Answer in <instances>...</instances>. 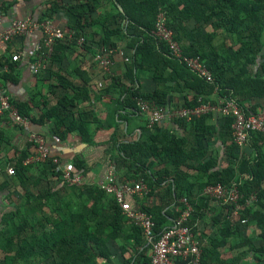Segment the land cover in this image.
Instances as JSON below:
<instances>
[{
	"label": "trees",
	"instance_id": "obj_1",
	"mask_svg": "<svg viewBox=\"0 0 264 264\" xmlns=\"http://www.w3.org/2000/svg\"><path fill=\"white\" fill-rule=\"evenodd\" d=\"M104 2H110L114 11L113 19L103 23L104 33L101 45L115 47V43H108L112 35H117L119 38L132 35L128 45L130 50L134 51L133 66L130 68L132 76L129 77L133 84L125 87L124 106L131 107L138 112L135 96H143L162 105L168 102V90L159 87L151 94H145L140 90L138 87L140 72H151L157 83L160 80L178 79L179 75H188L194 93L191 97H186L182 107H194L204 101L214 99L216 86L219 87L218 95L238 98L249 114L256 113L263 105L264 0H86L84 3L70 4L66 7L55 2L48 6L39 20L50 21V18H53L54 14L61 9L66 10L70 21L69 27L74 31L75 39L66 41L65 44L57 42L49 59L56 57L60 44L64 48L69 47L72 42L79 45L77 40L81 37L85 38V42L79 46L87 49L86 26L90 22L89 18L100 10ZM160 11L165 12L168 26L175 32L176 39L181 44L185 55L200 57L213 74V83H207L179 60L174 59L166 44L153 36L152 32ZM125 20L128 21L127 27L123 25ZM115 22H120V27L108 33L109 25ZM209 28L211 31L208 30ZM132 30L134 34L130 33ZM220 33L225 37L217 44L216 40L221 38ZM102 46L99 45V47ZM42 58L47 57L42 56ZM2 68L4 65L0 63V80H11L9 75L12 71L11 67L9 66L6 72ZM168 70H170V75L166 78L165 73ZM63 80L65 81L64 78ZM114 84L122 86L121 81H116V79ZM60 85L66 87L63 82ZM75 98L61 95L56 105L47 108L41 116L43 119L53 121L56 128L65 126L64 132L54 130L58 137H65L67 132L77 129L82 131L83 135L91 136L92 134L91 128L85 122H81L72 115L70 104ZM29 103L30 101H26L14 103V105L21 115L29 117ZM209 114L191 119L189 125H192L197 138L193 142L195 146L189 149L185 148L188 139L170 136L168 131L158 130L157 126L152 132L147 129L146 123V130L150 131H147L150 134L149 141L121 142L115 162L116 172L121 181L143 180L149 187L150 191L143 197H133V206L135 209L152 215L155 221V234L158 238L166 227L173 224L174 219L179 215V209L183 206L181 199L187 197L194 204V211L187 225L195 232L198 229V219L205 217L210 205L215 206L214 209L217 210L214 217V222L218 226L216 234L211 241L207 240L203 244L201 264H211L208 254L212 251V247L222 244L230 245L234 251L233 256L226 260V264H242V262L244 264H264V147L257 146L258 141L264 140V133L257 131L252 133L250 143L255 142L253 144L256 146V154L252 157L244 155L240 159V164L231 162L223 169H216L215 163L208 161L192 166L188 161L205 157L207 147L204 146V141H209L213 130L216 131L214 126L207 123ZM43 119L32 120L40 122ZM186 119L177 118L176 120L181 121L180 124L187 125L183 122ZM233 121L231 117L225 121V132L232 138L231 143L226 142L225 144L227 152L235 157L233 154L235 143L232 137ZM41 161L48 166L53 165L54 167H51L54 169L58 165L53 163L51 156ZM183 166L187 169L185 170ZM191 168L198 171L196 180L203 189L209 184L229 185L236 182L245 198L257 194L258 200L248 205L240 217L232 220L229 217L232 204H219L207 196L192 195L191 185L183 191L180 189L191 177L192 174L188 171ZM60 171L61 169L56 173L63 178V170ZM91 191L95 193L91 194L95 200H100L104 206V210H100L98 202L95 201L90 212H96L98 217L96 215V218H93V223L88 215L76 211L77 214L71 215L70 219L54 220L52 223L54 229L51 232L43 229L41 234H35L31 238H25L27 236H23L21 232L7 233L4 238L9 247L7 251L17 245L18 258L23 261L42 258L44 263L46 260H51L52 264H115L107 242L110 238H120L123 241L120 264H150L151 257L146 253L149 246L146 245L142 229L134 224L132 234L123 235L124 225L128 220L122 215V209L116 198H111L108 202L109 207L106 208V193L101 188H91ZM154 196L164 199L165 202L168 198V203L147 206L145 201L150 202ZM100 215L102 219L99 218ZM244 218L249 219L248 223L240 224L239 221ZM6 222L8 225L11 220ZM249 227L255 228L253 234L245 232V228ZM133 236L136 243L142 245V249L140 247L133 250V246L129 243ZM4 239L2 238L1 241ZM24 239H27L26 242L23 241ZM7 251H3L5 260L15 262V257L7 256ZM252 253L253 259L247 261ZM100 257L105 261L99 262ZM55 258L58 260L54 261ZM178 261L181 264H192L190 259Z\"/></svg>",
	"mask_w": 264,
	"mask_h": 264
},
{
	"label": "crops",
	"instance_id": "obj_2",
	"mask_svg": "<svg viewBox=\"0 0 264 264\" xmlns=\"http://www.w3.org/2000/svg\"><path fill=\"white\" fill-rule=\"evenodd\" d=\"M55 2L66 7L70 4L84 3L86 0H0V35L4 28L15 19L24 20L31 17L42 22L39 20L42 13ZM113 11L112 4L104 2L100 10L95 12L92 18H89L90 22L86 26L87 49L79 46L80 44H73V42L67 48L60 44L56 57L53 59L42 58V67L40 66L37 72L32 71L30 66L35 63V57H38L37 50L42 45L40 32L15 37L7 44L0 42V63L4 65L2 69L4 72L8 71L9 66L12 69L9 74L12 81L0 80V89L9 95L14 103L30 101L28 104L29 117H27L26 124L16 123L7 112H4L0 117V264H52L51 260H46L44 263L42 258H36V260L31 258L29 261L21 260L18 258L17 245L7 251L9 247L4 239L6 234L21 232L23 236H27L25 238H31L35 234H41L43 229L51 232L54 229L52 227L54 220L70 219L71 215L77 214L76 211L88 215L89 220L93 223L92 220L96 218L97 213H92L90 210L95 201L98 202L100 210H104V206L100 200H95L91 195L94 193L91 188L100 189L101 184L106 181L109 170L116 168L115 162L120 143L145 142L149 139L148 132L150 131L145 127L147 117L139 111L123 105L125 87H130L133 84L129 77L132 76L130 68L133 66L134 51L130 50L128 45L132 35L123 38L112 35L108 43H115V47L101 45L104 33L103 23L113 19ZM114 20L117 19L114 17ZM50 21L71 35L59 42L65 44L66 41L75 39L74 31L69 27L70 21L66 10L61 9L54 14L53 18H50ZM119 25L120 22L109 25L108 33L116 31L120 27ZM123 25L127 27L128 21L125 20ZM208 30L211 31L210 28ZM130 33L134 34V31L132 30ZM219 36L222 37V34L220 33ZM99 45L103 48L117 50L111 75L104 74L94 59V54L100 50L98 49ZM15 55H18L19 58L17 61H12L11 58ZM169 75L170 70L165 73L166 78ZM165 76L163 77L165 78ZM115 79L121 81L122 86L114 84ZM138 79V87L145 94H151L159 87L168 90L166 106L169 107H182L186 97L189 98L194 93L188 75H179L178 79L160 80L157 83L151 72H140ZM61 82L65 83V88L60 85ZM103 82L105 87L99 88V83ZM32 95L33 99H31ZM61 95L76 97L70 104L72 115L91 128V136L83 135L82 131L77 129L67 132L65 137H58L54 130L64 132L65 126L56 128L53 121L41 117L47 108L56 105V101ZM209 113L207 123L214 126L216 131L213 130V134L210 137L207 136L209 141H204V146L207 147L205 157L190 159L189 164L196 166L198 163L213 161L216 169H223L231 162L240 164V159L244 155L255 156L256 146L252 141L244 148L234 144L233 154L235 157H232L227 152L225 144L226 142L231 143L232 140L230 134L225 132V121L230 116H222L216 112ZM38 118L43 120L40 122L32 120ZM69 120L68 118L67 121L69 122ZM183 122H186L187 125L180 124L181 121L178 122L176 119L165 118L157 125V128L168 131L170 136L188 139L185 148L189 149L195 146L193 142L197 137L192 125H189L191 120L186 119ZM31 134L42 137L48 148L49 156L59 160L55 169L52 168L53 165L49 164L50 166H48L40 160L24 163V159L29 158L36 151L34 142L30 139ZM257 146L263 148L264 140L258 141ZM67 163H73L76 172L81 174V184L68 182L56 173L59 169L62 172ZM9 167L15 169L14 174L8 173ZM183 168L187 169L186 166ZM188 171L192 175L180 189L183 191L191 185L192 195L203 196V188L198 185L196 180L198 171L194 168ZM104 192L106 193L105 207L108 208V202L114 196ZM133 197H128L132 204H134ZM145 202L147 206L164 205L166 202L168 203V198L165 202L164 199L154 196L150 202L147 200ZM214 208L216 207L210 205V208L206 210L205 217L198 219L196 232L200 236L202 244L207 240L211 241L216 234L218 226L214 222V217L217 210ZM122 215L124 216V214ZM99 218L102 219V215ZM7 220H11L8 225H6ZM133 226L134 224L128 220L124 225L123 235L132 234ZM251 229L255 230L254 227ZM247 231L249 234V229ZM2 238L4 241H1ZM13 240L16 241L14 238ZM26 240L23 241L26 242ZM129 243L133 246V250L140 247L142 249V245L136 243L134 236L130 238ZM122 244L123 241L120 238H110L107 242L115 264L121 262ZM4 250L7 251V256L15 257L16 261L5 260ZM146 253L150 256V249ZM233 254V247L222 244L212 247V251L208 254V260L211 264H226V260ZM253 257L252 253L247 261ZM57 260L58 258L54 259V261ZM104 261V258H99V262Z\"/></svg>",
	"mask_w": 264,
	"mask_h": 264
},
{
	"label": "built area",
	"instance_id": "obj_3",
	"mask_svg": "<svg viewBox=\"0 0 264 264\" xmlns=\"http://www.w3.org/2000/svg\"><path fill=\"white\" fill-rule=\"evenodd\" d=\"M34 32H40L42 35V45L37 50L38 57H35V63L30 66L32 71L37 72L41 66L42 56L50 57L57 42L65 40L66 37H71V35L65 29L51 23V21L45 20L41 22L28 17L24 20H12L1 32L0 42L7 44L15 37ZM152 34L157 40L166 44L170 55L174 59L179 60L207 83L214 82L213 74L200 57L185 55L181 44L176 39L175 32L168 26L165 12L160 11L158 13ZM77 42L82 45L85 42V38L81 37ZM98 49L100 50L95 54L94 59L104 74L111 75V68L114 64L117 50L103 47ZM18 58V55H15L11 60L17 61ZM103 87H105V83H99V88ZM218 93L219 87L216 86L214 99L204 101L194 107L178 106L172 109L143 97H136L135 99L139 111L147 117V129L151 131H154L156 126L165 118H187L191 120L209 112H216L222 116H230L234 119L232 137H234V143L241 148L249 145L253 132L264 133V98L263 105L259 110L256 113L249 114L238 98L221 96ZM4 112H7L18 124H26L28 121L26 116L18 112L10 96L0 89V117ZM30 139L34 142L36 151L29 158L26 157L24 159L25 162H23L27 164L32 161L49 159V151L44 144L43 138L37 134H31ZM51 158L53 163L59 164V160L56 157ZM7 171L9 174L15 173L13 167H9ZM63 179L71 183H82V176L76 172L73 163H67L64 166ZM101 188L112 194L116 198L124 216L131 223L138 225L142 229L146 245L150 249V264H181L178 261L180 259H190L192 264H201L203 244L198 233L187 225V221L194 211V204L187 197L181 199L183 206L179 209V215L174 219L173 224L166 227L158 238L155 234V221L152 215L135 209L132 202L128 199L129 196L142 197L150 191L143 180L127 179L121 181L116 168H112L107 174L106 181L101 184ZM203 195L219 204H232L233 207L229 212V217L232 220L240 217L248 205L258 200L257 194L245 198L236 182L229 185L221 183L209 184L203 189ZM248 221V218H244L239 223L244 225Z\"/></svg>",
	"mask_w": 264,
	"mask_h": 264
},
{
	"label": "rangeland",
	"instance_id": "obj_4",
	"mask_svg": "<svg viewBox=\"0 0 264 264\" xmlns=\"http://www.w3.org/2000/svg\"><path fill=\"white\" fill-rule=\"evenodd\" d=\"M223 37H225V36L222 35L221 38H218V39L216 40V43L219 44L220 42H222ZM236 45H237V44H236ZM237 46H239V45H237ZM138 78H139V76H138ZM136 97H143V96H135V98H136ZM143 98H144V97H143ZM146 99H148V98H146ZM148 100H150V99H148ZM168 107H169V106H168ZM169 108L172 109V108H174V107H169ZM141 114H142V113H141ZM251 228H253V227L245 228V232L248 233L247 229H249V234H253V233H254V230L251 229Z\"/></svg>",
	"mask_w": 264,
	"mask_h": 264
}]
</instances>
